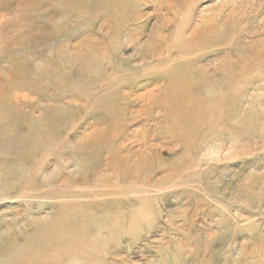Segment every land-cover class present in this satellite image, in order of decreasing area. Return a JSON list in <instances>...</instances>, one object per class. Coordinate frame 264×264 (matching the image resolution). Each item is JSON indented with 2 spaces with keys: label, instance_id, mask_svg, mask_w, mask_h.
<instances>
[{
  "label": "rangeland",
  "instance_id": "obj_1",
  "mask_svg": "<svg viewBox=\"0 0 264 264\" xmlns=\"http://www.w3.org/2000/svg\"><path fill=\"white\" fill-rule=\"evenodd\" d=\"M81 2L33 54L0 53V112L53 138L22 159L0 146V264H264V0H136L114 68L82 58L112 23ZM212 22L224 44L165 61ZM176 66L218 105L186 139L163 104ZM30 72L55 83L14 102Z\"/></svg>",
  "mask_w": 264,
  "mask_h": 264
},
{
  "label": "bare ground",
  "instance_id": "obj_2",
  "mask_svg": "<svg viewBox=\"0 0 264 264\" xmlns=\"http://www.w3.org/2000/svg\"><path fill=\"white\" fill-rule=\"evenodd\" d=\"M9 1L12 0H0V53L5 50L19 53L23 50L33 54V51L36 52V49L42 46L40 43L47 44L50 42L49 37H52V34L49 35V33L54 34L52 21L56 17L64 16L65 4L68 2V0H17L18 5L12 8L8 4ZM81 3L90 6L87 7L86 13H91L93 10L98 12L95 14V19L99 20L101 18V22L104 24L102 28H105L108 23H112L108 32L102 35L101 40L88 39L83 42L82 46L88 49V52L82 58L88 61L94 59L97 64L107 63L108 68H114L116 60L114 59L115 52L113 50L115 49L111 50L110 47H113L112 44L118 43L121 39V30L127 20V17L125 15L123 17V14H129L130 12L132 18L133 13L138 11V6L136 8V5L133 4L136 3V0H82ZM129 3L132 6H127ZM140 18H143V16L136 19ZM213 23H210L211 25L200 35L198 34L196 39L194 37L181 41L177 38L179 41L176 47L170 48L167 46L165 52H168V55H165V61L171 60L172 53L177 50L186 53L187 50L192 48L198 50L199 47L224 44L225 37H222L221 34L217 35L220 31L219 25ZM163 43L165 44V42ZM153 50L154 53L158 51L157 48H153ZM126 71L128 69H119L120 77L126 74ZM111 74H113L111 79L116 82L118 79L115 70L113 73L110 72ZM31 75H34V73L30 72L20 77L17 83L13 81V84L9 85L8 96L10 99L15 98L14 102L26 98L27 94L39 95L42 93L43 88L46 89L47 85L55 83V81H51L49 84L42 77L29 83V79L32 78H29ZM200 77H202L201 83L198 82L201 80ZM166 79L175 82V84L172 82L171 85H167L165 88L166 92L173 93L174 96L164 98L165 100L162 102L167 110L168 106L174 109L170 112L173 111L174 113L170 114V118H168L169 124L178 125L181 129L178 130L177 134L171 130L172 133H169V135L174 139H186L185 131L192 128L193 134L196 136L199 128L204 126L205 119L218 106H215V100H212L211 104L206 106L200 98L197 99L203 93V76L196 73L191 67L176 66L172 72L166 74ZM193 85L195 88L192 87ZM149 98L151 97L149 96ZM7 111L0 112V146H3L4 149H8L9 152L12 151L17 158L22 159V156L29 153L30 149L39 150L41 147L53 143L52 137L38 139V136L35 135L38 131L30 126V122H19L14 119L12 110ZM43 118L46 119L45 116ZM194 118H197V120H194ZM128 158L130 159V156ZM144 160H146L145 157L142 158L141 162ZM175 161L178 162V158Z\"/></svg>",
  "mask_w": 264,
  "mask_h": 264
}]
</instances>
